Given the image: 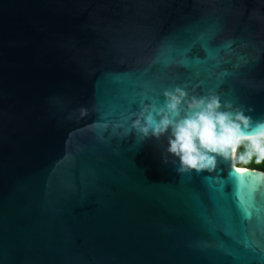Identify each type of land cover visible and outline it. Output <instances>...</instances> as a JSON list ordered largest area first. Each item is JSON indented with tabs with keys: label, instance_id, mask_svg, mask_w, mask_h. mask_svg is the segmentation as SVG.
Here are the masks:
<instances>
[{
	"label": "water",
	"instance_id": "water-1",
	"mask_svg": "<svg viewBox=\"0 0 264 264\" xmlns=\"http://www.w3.org/2000/svg\"><path fill=\"white\" fill-rule=\"evenodd\" d=\"M176 86L264 119V0H0V264H264V172L130 130Z\"/></svg>",
	"mask_w": 264,
	"mask_h": 264
},
{
	"label": "clouds",
	"instance_id": "clouds-1",
	"mask_svg": "<svg viewBox=\"0 0 264 264\" xmlns=\"http://www.w3.org/2000/svg\"><path fill=\"white\" fill-rule=\"evenodd\" d=\"M161 95L162 100L141 104L130 117V130L141 141L166 137V152L179 160V173L214 171L218 158L264 163V119L253 121L244 106L223 100L214 91L195 95L176 86ZM242 146L246 148L240 153ZM164 161L168 162L166 157Z\"/></svg>",
	"mask_w": 264,
	"mask_h": 264
},
{
	"label": "trees",
	"instance_id": "trees-1",
	"mask_svg": "<svg viewBox=\"0 0 264 264\" xmlns=\"http://www.w3.org/2000/svg\"><path fill=\"white\" fill-rule=\"evenodd\" d=\"M245 148H246V146H242L240 149V153H243L245 151ZM238 155H239V153H238ZM234 162H235L236 167H238V168H246V169L258 170V171L264 172V163L256 164L253 160V161H249L246 164H242L239 162L238 159L235 160Z\"/></svg>",
	"mask_w": 264,
	"mask_h": 264
}]
</instances>
